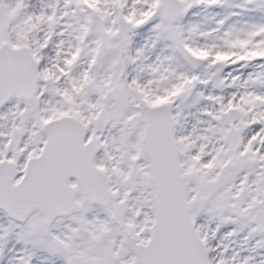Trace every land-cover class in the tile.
I'll return each mask as SVG.
<instances>
[{"label": "snow or ice", "instance_id": "6c2138e0", "mask_svg": "<svg viewBox=\"0 0 264 264\" xmlns=\"http://www.w3.org/2000/svg\"><path fill=\"white\" fill-rule=\"evenodd\" d=\"M0 264H264V0H0Z\"/></svg>", "mask_w": 264, "mask_h": 264}]
</instances>
